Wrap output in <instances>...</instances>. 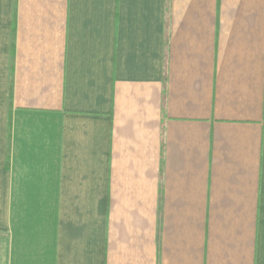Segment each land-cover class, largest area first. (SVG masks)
Segmentation results:
<instances>
[{
    "label": "crops",
    "instance_id": "0c3cea01",
    "mask_svg": "<svg viewBox=\"0 0 264 264\" xmlns=\"http://www.w3.org/2000/svg\"><path fill=\"white\" fill-rule=\"evenodd\" d=\"M0 264H264V0H0Z\"/></svg>",
    "mask_w": 264,
    "mask_h": 264
}]
</instances>
